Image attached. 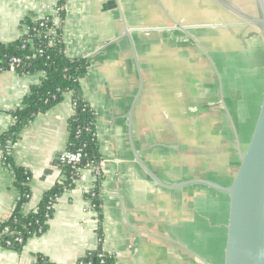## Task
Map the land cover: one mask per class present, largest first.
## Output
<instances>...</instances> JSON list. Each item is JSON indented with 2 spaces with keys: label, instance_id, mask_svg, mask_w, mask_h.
<instances>
[{
  "label": "crops",
  "instance_id": "0c3cea01",
  "mask_svg": "<svg viewBox=\"0 0 264 264\" xmlns=\"http://www.w3.org/2000/svg\"><path fill=\"white\" fill-rule=\"evenodd\" d=\"M185 1H64L65 52L88 59L79 85L95 115L101 218L88 196L93 170L82 168L73 187L58 197L47 230L30 237L20 251L0 246V264H35L38 255L52 264H76L100 249L114 255V264H223L228 196L203 185L163 187L134 155L166 184L205 179L227 186L239 166L233 130L219 104L224 84L220 75L218 88L211 64L216 62L202 42L230 69L233 62L250 61L248 52H264L258 33L248 44L239 37L240 30L247 34L257 26L239 16L256 19V0H222L224 5L195 0L192 11H186ZM58 2L0 0V44L25 33L24 18L54 15ZM42 76L0 71V135L14 125V112ZM75 111L70 91L9 143L14 165L30 175L24 212L64 178L60 155L68 147V121ZM2 155L0 150V223L22 194ZM221 157L229 159L226 172L218 165ZM207 190L216 203L226 198L224 215L195 205L196 198L207 200Z\"/></svg>",
  "mask_w": 264,
  "mask_h": 264
},
{
  "label": "trees",
  "instance_id": "16d2710c",
  "mask_svg": "<svg viewBox=\"0 0 264 264\" xmlns=\"http://www.w3.org/2000/svg\"><path fill=\"white\" fill-rule=\"evenodd\" d=\"M64 1L59 0L56 6L58 10L54 15H49L50 20L32 19L29 16L24 18L22 24L26 29L25 33L15 41L0 44V66L2 68L6 69L9 61L14 57L20 60L16 72L20 74L43 73L40 82L31 87L30 94L23 100L22 106L14 112V125L0 135L3 161L13 168L16 184L23 193V197L9 219L0 223V246L14 251H20L30 237L41 235L47 230L53 213V208H48V206L63 191L73 187L79 170L87 166L98 165L101 161L94 126V111L82 98L79 85L80 78L88 67V59L71 57L65 52L62 39ZM55 21L58 22L55 23ZM70 91L74 93L76 111L68 121L67 149L81 148L82 159L76 167L67 163L62 164L64 178L61 182L45 193L36 208L24 212V205L31 195L28 186L30 175L24 168L14 165L8 155L9 143L37 114L61 102L64 94ZM101 179L102 177L91 189V192H94L91 199L100 218L99 186ZM19 238L22 239L21 242L18 241ZM102 251L100 249L89 252L78 261H83L84 264H114V260L107 256L102 258L103 261L97 257ZM35 264L52 263L38 255Z\"/></svg>",
  "mask_w": 264,
  "mask_h": 264
},
{
  "label": "water",
  "instance_id": "95a60500",
  "mask_svg": "<svg viewBox=\"0 0 264 264\" xmlns=\"http://www.w3.org/2000/svg\"><path fill=\"white\" fill-rule=\"evenodd\" d=\"M215 1L224 5L222 0ZM256 4V19H248L241 14L239 16L259 27L264 51V0H256ZM223 107L231 121L239 153V166L229 185L205 179L166 184L142 163L136 153L134 155L144 171L163 187L177 189L201 184L225 193L228 196V217L224 225L226 238L223 264H264V81L261 103L244 151L240 149L236 127L224 101Z\"/></svg>",
  "mask_w": 264,
  "mask_h": 264
},
{
  "label": "rangeland",
  "instance_id": "374dc122",
  "mask_svg": "<svg viewBox=\"0 0 264 264\" xmlns=\"http://www.w3.org/2000/svg\"><path fill=\"white\" fill-rule=\"evenodd\" d=\"M197 2L198 1H195V0H186L184 2L186 11H192L194 9V4H196L198 7ZM180 6L182 5L180 4ZM236 26L233 25L235 29H238L239 27L238 26L236 27ZM240 28L241 29L244 28L245 30L246 26L243 25ZM206 31L209 35H214V33L216 32L215 30H206ZM254 33H258V36L260 35V29L258 26L254 27L253 29L249 27L247 34L243 32V30H240V34H241L239 35L240 40H243L246 44H248V42L250 41ZM202 43L204 44V48L206 47L205 49L206 52L209 51L208 54L212 55V57L214 58L216 62V64L212 62L211 64H212V68L214 69V73L216 74V77H217L218 88L220 86V80H219L220 75L222 78V83L224 84V88L222 87L219 104L222 105V110L226 114L228 122L230 124H231V121L229 119L227 112L225 111L223 107V101L226 105V108L228 109L230 116L234 118L233 121H235L234 124H235L238 138L240 141V149L241 151H244L249 142L251 131L253 129V126H254V123L257 117L258 109L261 103L263 81H264V65H263L264 64V52H262L261 54L255 55V56H253L252 52H248V55H249L248 57H250L249 58L250 61L246 62V61L239 60L238 62H233L234 64L233 67L236 65V72H235V69L233 70V67L231 69L228 67L225 68L224 63L220 60V57L213 54V50H211L210 46L206 44L205 41ZM219 51L220 50H218V52ZM217 67H218V70H217ZM233 134H234V139H235L234 130H233ZM217 162H218V165L223 169V171L226 172L228 164H229V159L221 157L220 159L217 160ZM209 175L211 174L206 175L205 173L204 176L209 177ZM217 180L224 182V183L227 181V179H218V178ZM193 185L201 186V184H193ZM209 189H212V188H209ZM209 193L210 192L206 193L207 200L205 201H203V199L196 198L195 205L198 206L199 208L207 206V210H209L212 214L219 215L220 211L224 210L223 201L226 198L222 197L220 199L221 201L217 200V203H216V201H212V199L209 197L210 196ZM224 195L226 194L224 193ZM222 213L224 215V211ZM223 220H224V217H223ZM211 236H213V232L208 233L207 239H210Z\"/></svg>",
  "mask_w": 264,
  "mask_h": 264
},
{
  "label": "built area",
  "instance_id": "2783aa9c",
  "mask_svg": "<svg viewBox=\"0 0 264 264\" xmlns=\"http://www.w3.org/2000/svg\"><path fill=\"white\" fill-rule=\"evenodd\" d=\"M57 10H58L57 7H55L53 9V11L55 13H56ZM41 19L42 20H50V17H49V15H46V16H44ZM56 22H58V21H55V23ZM19 62H20V60L18 58H14L13 57L9 61L8 66H7L6 69H4V68H2L0 66V71H4V70L16 71V68H17ZM8 152H9V149H8ZM81 159H82V150H81V148H77L75 150L66 149L60 155V162L62 164H64V163L70 164L72 167H76V165L81 161ZM87 167L92 168L95 182L98 181L102 177V171H101V168H100V163L98 165H95V166H92V167L91 166H87ZM89 194H90V197L94 196V192L90 191ZM22 197H23V193L20 195V199ZM57 200H58V197L55 198V201L53 203H51V205H49L48 208H53L54 209V205H55ZM18 241L21 242L22 239L19 238ZM104 256H107L109 259L114 260V255L112 253H108V252L102 251V252L98 253V255H97V257L100 258L101 261H103L102 258ZM76 264H84V263H83V261H77Z\"/></svg>",
  "mask_w": 264,
  "mask_h": 264
}]
</instances>
